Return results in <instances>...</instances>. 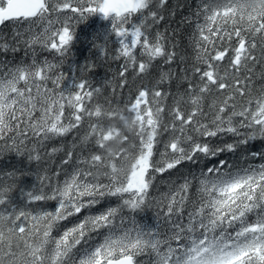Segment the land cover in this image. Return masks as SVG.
I'll return each mask as SVG.
<instances>
[{"label": "snow or ice", "instance_id": "obj_1", "mask_svg": "<svg viewBox=\"0 0 264 264\" xmlns=\"http://www.w3.org/2000/svg\"><path fill=\"white\" fill-rule=\"evenodd\" d=\"M167 4L0 0V26L27 25L23 31L16 27L11 40L0 37V50H31L30 63L0 70V153L15 151L39 164L63 151L53 147L41 154L47 142L89 121L61 160L69 165L75 156L77 166L63 180L60 172L44 169L37 175L39 186L26 193L29 202H55L53 210L0 211V264H141L138 258L145 255L152 257L151 264H264V163L233 174L220 161L198 179L190 209L194 185L187 179L169 184L162 199L150 192L160 176L185 162L264 142V85L253 95L248 75L256 64L264 69V0H202L195 13L204 23L195 26L194 63L180 73L171 66L187 57L164 32L152 35ZM66 12L75 17L62 15ZM96 14L110 21L102 38L108 42L114 36V58L124 60L118 73L121 88L128 86L129 69L135 81L150 76L157 61L169 66L149 83L134 85L122 102L105 97L107 107L86 104L102 95L103 87L75 77L69 84L63 73L54 74L76 38L73 20ZM34 25L41 30L34 31ZM36 46L55 53L59 63L38 60ZM226 59L225 66L221 62ZM90 67L82 65L79 71ZM260 75L264 78V71ZM173 83L175 94L170 92ZM222 134H230L232 141L212 142ZM113 143H118L115 150ZM77 147L88 154L77 155ZM252 155L264 158V152ZM108 198H115L116 205L89 211ZM9 200L10 188H0V206ZM152 200L167 231L127 226L124 212H143ZM70 218L75 222L63 226ZM101 230L103 240L85 248L90 235Z\"/></svg>", "mask_w": 264, "mask_h": 264}, {"label": "trees", "instance_id": "obj_2", "mask_svg": "<svg viewBox=\"0 0 264 264\" xmlns=\"http://www.w3.org/2000/svg\"><path fill=\"white\" fill-rule=\"evenodd\" d=\"M202 0H168L166 9L163 12L164 20L159 25L152 29V35L154 36L156 31L164 32L167 36L178 45L177 51L181 55H185L187 60L182 62L177 59L171 66L177 73H180L182 69L189 68L194 63V32L196 24H203L202 17H197L195 13L201 6ZM62 15L75 14L66 12ZM87 15V14H86ZM16 27H19L21 31L27 25L15 26L11 22H6L0 28V37L4 40H11L12 33ZM34 31L39 32L40 26H33ZM58 27V25H57ZM73 28L76 33L71 50L63 58V64L57 68L54 74L63 73L69 78L68 83H71L73 77L77 79H85L90 82L93 87H103V94L93 97L91 103L86 101L88 107H92L96 103L104 104L107 107L105 97L111 99L113 103L117 100L121 102L127 98L130 90L134 89V85L143 83H149L153 78L158 76L160 70H167L168 65L163 64L160 61L156 62V68L151 71V75L147 77L139 78L133 81L134 72L129 69L126 73L128 78V86L120 87L121 78L118 73L121 71L124 64L123 58L117 60L114 57L117 54L118 44L113 36L108 42H105L102 38V34L110 28V22L102 19L100 14L89 16L86 20H81L79 23L76 19L73 20ZM175 33V35H173ZM215 39V38H214ZM236 41L235 36L232 37V43ZM3 40H0L2 43ZM228 41L225 40L223 45L227 47ZM217 47L221 46V42L217 41ZM211 47V46H210ZM103 48L104 51H100ZM35 51L38 53L37 59L47 57L53 62L59 63L60 57L55 53H50L41 50L38 46L35 47ZM31 50L21 47L20 51L15 53L8 51L4 52L0 50V70L7 71L15 64L21 62L30 63ZM256 55L259 56V50ZM223 65H227V59L221 62ZM82 65H89L90 70L86 73H81L79 67ZM202 66V65H201ZM254 71L249 73L251 76V87L253 95H258L261 86L264 85V78L260 73L264 71L260 64L253 66ZM231 71V70H229ZM191 73L189 72V75ZM115 78V79H114ZM107 81H112V84H107ZM51 86V85H49ZM113 86H115V93H113ZM170 92L175 94L176 85L172 84ZM134 94V93H133ZM240 99L239 97L237 98ZM171 104V101H169ZM89 121L86 118L84 124L78 130L69 133L63 138H58L47 142L46 149H41V154L45 151L51 152L53 147L62 148L63 151L55 153L51 157H45V160L37 164L35 161H30L27 155H18L15 151L0 153V188H10V200L9 204L0 206V211L5 210H24L33 211L38 209L53 210L55 202L52 201H39L29 202L26 193L35 191L39 186L37 175H42L44 169H47L49 174L53 172H60V179L63 180L65 173H70L74 167H76L75 156L73 161L69 165H62L61 160L65 156L67 149L73 144L74 141L78 142L77 133H83L87 129ZM195 135V133H192ZM167 133L164 137H167ZM179 135V133H177ZM208 139V138H203ZM213 143H222L224 140L231 142L233 137L230 134H222L220 138H211ZM76 154H88L87 149H81L77 147L75 149ZM253 152H264V142H252L250 145L240 148L235 152H223L214 158L198 157L197 159L185 162L182 166L176 170H172L169 173L160 176L154 184V187L150 190L152 197L156 199H162L163 194L168 192V185H179L184 183L185 179L192 182L194 185L190 193L189 209L191 206V200L196 199L195 185L202 173H207L209 168H215L220 166L219 162L224 161V170L235 174L240 169L248 166H258L264 163V158L261 156H253ZM84 167V165H80ZM55 182V181H53ZM117 203L115 198H108L104 200L100 205L94 206L89 211L98 212L108 206H115ZM152 207L145 209L143 212L130 213L124 212L127 226H142L144 229L158 230L161 233L167 231L168 225L164 222L162 216L158 215V206L155 200L151 201ZM10 205V207H9ZM20 222H24L23 220ZM74 218H70L69 221L62 222L63 226L70 227L74 223ZM118 222V221H117ZM105 232L92 233L87 243L84 244L85 248L92 247L103 240ZM141 264H151L152 257L141 256L138 258Z\"/></svg>", "mask_w": 264, "mask_h": 264}, {"label": "clouds", "instance_id": "obj_3", "mask_svg": "<svg viewBox=\"0 0 264 264\" xmlns=\"http://www.w3.org/2000/svg\"><path fill=\"white\" fill-rule=\"evenodd\" d=\"M111 147L113 150H115L118 147V143H113V145Z\"/></svg>", "mask_w": 264, "mask_h": 264}, {"label": "rangeland", "instance_id": "obj_4", "mask_svg": "<svg viewBox=\"0 0 264 264\" xmlns=\"http://www.w3.org/2000/svg\"><path fill=\"white\" fill-rule=\"evenodd\" d=\"M107 21H109V20H107ZM110 22V21H109Z\"/></svg>", "mask_w": 264, "mask_h": 264}, {"label": "water", "instance_id": "obj_5", "mask_svg": "<svg viewBox=\"0 0 264 264\" xmlns=\"http://www.w3.org/2000/svg\"><path fill=\"white\" fill-rule=\"evenodd\" d=\"M2 26H0V28H1Z\"/></svg>", "mask_w": 264, "mask_h": 264}]
</instances>
